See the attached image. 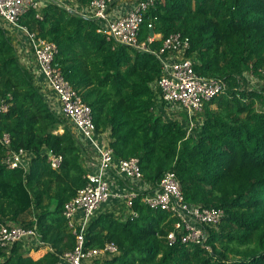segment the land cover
Wrapping results in <instances>:
<instances>
[{
	"label": "trees",
	"instance_id": "1",
	"mask_svg": "<svg viewBox=\"0 0 264 264\" xmlns=\"http://www.w3.org/2000/svg\"><path fill=\"white\" fill-rule=\"evenodd\" d=\"M36 13L30 10L22 23L57 44L56 62L92 107L97 131L108 134L115 158L139 157L154 187L173 170L186 201L225 212L208 227L209 250L180 239L170 243L175 219L141 197L134 217L101 210L87 228L86 246L111 241L120 253L99 264H264V87H249L246 78V72L263 77L264 0H156L144 12L141 41L154 29L160 37L150 45L158 49L171 33L182 32L190 37L187 54L195 70L227 84L224 94L205 103L190 133L188 118L166 117L165 102L157 105L160 90L153 84L162 72L154 53L109 40L97 20L56 3L43 8L42 18ZM0 93L13 96L1 117L10 148L31 155L27 169L8 168L2 162L8 147L0 142V221L36 225L43 241L0 248V264H59L76 244L63 209L87 182L86 149L71 122L51 107L1 24ZM50 152L63 157L60 167H52Z\"/></svg>",
	"mask_w": 264,
	"mask_h": 264
},
{
	"label": "built area",
	"instance_id": "2",
	"mask_svg": "<svg viewBox=\"0 0 264 264\" xmlns=\"http://www.w3.org/2000/svg\"><path fill=\"white\" fill-rule=\"evenodd\" d=\"M118 1L91 0L83 4L80 0H0V24L25 35V54L30 57L36 84L45 93L51 107L71 122L78 140L86 149L87 182L65 203L63 209L76 244L72 250L61 254L60 264H99L118 255L120 250L115 242L86 246L87 228L101 210L111 209L120 219L137 216L134 205L139 197L148 207L164 210L175 219L173 228L167 234L170 243L180 239L187 245L207 246L208 227L219 224L225 215L222 208L186 201L175 171H166L154 187L145 180L139 157L116 159L108 134L97 131L92 107L83 100L56 62L57 44L40 37L37 31L22 23L30 10H36L37 17L42 18L40 10L48 3H56L70 12L97 20L98 31L109 40L154 53L160 60L162 72L153 85L154 89L160 90L157 105L163 101L168 110H184L191 120L190 133L194 128V117L203 111L205 103L226 92L225 80L201 75L195 70L194 59L187 54L191 47L190 37L182 32L171 33L158 49L150 45L157 38L155 35L145 41L140 40L143 14L156 0H137L132 8L116 14L113 6ZM149 26L153 28L152 24ZM262 76L264 83V68ZM12 99L11 93L6 96L0 93V142L8 147L2 162L11 169H27L31 156L29 150L10 148L11 134L2 128L1 117L9 111ZM49 154L52 167H60L63 157ZM16 242L29 246L43 244L36 225L25 227L0 221V248L11 247ZM207 248L210 250L209 246Z\"/></svg>",
	"mask_w": 264,
	"mask_h": 264
},
{
	"label": "crops",
	"instance_id": "3",
	"mask_svg": "<svg viewBox=\"0 0 264 264\" xmlns=\"http://www.w3.org/2000/svg\"><path fill=\"white\" fill-rule=\"evenodd\" d=\"M135 3H136V1L126 2L125 0H119L117 3L114 4V6H113V12L116 13V14L123 13V12L127 11L128 8H132L135 5ZM48 4H46L45 6H47ZM43 8L40 10V12H42ZM36 17H37V14H36ZM5 29L8 30L9 28H5ZM8 32H9V34L12 37V42H13V44L15 46L16 52L19 55V57L21 58V60L23 61V64H26V66L28 68L32 69V63L29 62V58L30 57H28L25 54L26 51H27L24 48L26 46L25 35L22 34V32H20L19 30H10L9 29ZM155 36L158 38V37H160V34H155ZM24 49H25V52L22 53V50H24ZM32 71H33V69H32ZM55 101H56V99H55Z\"/></svg>",
	"mask_w": 264,
	"mask_h": 264
},
{
	"label": "rangeland",
	"instance_id": "4",
	"mask_svg": "<svg viewBox=\"0 0 264 264\" xmlns=\"http://www.w3.org/2000/svg\"><path fill=\"white\" fill-rule=\"evenodd\" d=\"M125 1L126 2H131V1L137 2V0H125ZM246 78L248 79V86L249 87H262V86L264 87V84H263L261 78L257 75H254L252 72H246ZM158 106H160V105L158 104ZM164 114L166 117H169L171 119H178L179 121L184 120L186 123H187V118L189 119L188 114L184 110H182V111L181 110L171 111V110H168V108H167V109H165ZM199 116H200V114H197L196 117H194L193 121H195V119H196V121L193 123L194 126L195 125L197 126L200 123ZM189 126H191V120L190 119H189Z\"/></svg>",
	"mask_w": 264,
	"mask_h": 264
},
{
	"label": "water",
	"instance_id": "5",
	"mask_svg": "<svg viewBox=\"0 0 264 264\" xmlns=\"http://www.w3.org/2000/svg\"><path fill=\"white\" fill-rule=\"evenodd\" d=\"M150 35H151V36H154V35H155L154 29H151V31H150Z\"/></svg>",
	"mask_w": 264,
	"mask_h": 264
}]
</instances>
